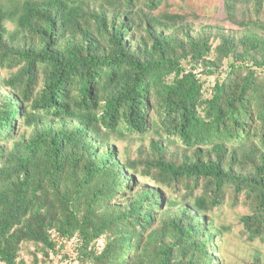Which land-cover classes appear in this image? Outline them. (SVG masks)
<instances>
[{"label": "trees", "instance_id": "1", "mask_svg": "<svg viewBox=\"0 0 264 264\" xmlns=\"http://www.w3.org/2000/svg\"><path fill=\"white\" fill-rule=\"evenodd\" d=\"M221 3L0 0L2 264H220L228 201L264 243V0Z\"/></svg>", "mask_w": 264, "mask_h": 264}, {"label": "rangeland", "instance_id": "2", "mask_svg": "<svg viewBox=\"0 0 264 264\" xmlns=\"http://www.w3.org/2000/svg\"><path fill=\"white\" fill-rule=\"evenodd\" d=\"M177 6L176 10H180L183 14H187L190 20L194 23V19L190 13L196 12L201 16L207 17H219L223 18L222 3L221 0H172ZM205 23V21H204ZM13 26L9 25V29ZM216 77L206 79V90L209 92V87L213 86ZM148 140H145L147 144ZM139 142H135L131 149L135 150L139 146ZM126 145L125 142H117L119 148H123ZM247 214V209L241 204H234L233 202H227L220 210L217 211L215 219L216 225L222 228L223 235L219 240V263L220 264H248L254 256L258 255L264 259V243L259 241H248L247 236L244 233L243 226L240 222L242 216ZM36 253L33 245H26L24 250L20 254V260H23L25 264H33L32 254ZM41 254H38L39 258ZM0 264H2L0 262ZM39 264H58L56 262H50Z\"/></svg>", "mask_w": 264, "mask_h": 264}]
</instances>
